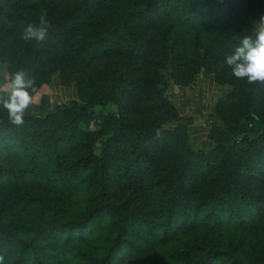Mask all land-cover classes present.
Listing matches in <instances>:
<instances>
[{"label":"trees","instance_id":"16d2710c","mask_svg":"<svg viewBox=\"0 0 264 264\" xmlns=\"http://www.w3.org/2000/svg\"><path fill=\"white\" fill-rule=\"evenodd\" d=\"M261 18L264 0H0V98L18 71L35 88L22 126L0 106L4 264H264V82L225 63ZM199 75L230 88L209 148L202 106L170 93Z\"/></svg>","mask_w":264,"mask_h":264},{"label":"clouds","instance_id":"9594fccd","mask_svg":"<svg viewBox=\"0 0 264 264\" xmlns=\"http://www.w3.org/2000/svg\"><path fill=\"white\" fill-rule=\"evenodd\" d=\"M50 26L47 13L42 11L39 16V26L27 25L21 34V39L25 42L35 40L43 43ZM240 43L241 46L225 58V63L231 66L232 74L237 79L246 78L250 84L264 82V18H261L255 39L244 36ZM7 88L9 95L7 99L0 98V106L6 110L11 124L22 126L26 113L35 103V97L29 91V89L35 91L34 81L26 78L23 71H18L8 82ZM161 133L162 130H157L156 135L160 136ZM0 264H4L3 256H0Z\"/></svg>","mask_w":264,"mask_h":264},{"label":"crops","instance_id":"0c3cea01","mask_svg":"<svg viewBox=\"0 0 264 264\" xmlns=\"http://www.w3.org/2000/svg\"><path fill=\"white\" fill-rule=\"evenodd\" d=\"M7 66L5 62L0 61V89L4 88L6 85L7 78ZM201 87L203 92L206 93V101L202 104V117L203 123L202 127H196L193 124L192 141L194 146L209 148L211 146L210 141L206 137V127L210 120L209 114L213 111L216 102L225 96V94L230 90L229 86L219 85L214 81L212 75L209 76H197L195 79L187 86H173L175 92L177 93V100L175 103L180 112L185 113L190 107H192L193 100V89H199ZM177 88V89H176ZM59 92L55 100H61V102H67L68 100L76 98V91L74 86H59ZM199 91V90H198ZM193 92V93H192ZM192 93V95H191ZM35 107V105H33Z\"/></svg>","mask_w":264,"mask_h":264},{"label":"rangeland","instance_id":"374dc122","mask_svg":"<svg viewBox=\"0 0 264 264\" xmlns=\"http://www.w3.org/2000/svg\"><path fill=\"white\" fill-rule=\"evenodd\" d=\"M172 87L170 88V93H171L172 97L174 98V100H177V93L175 92L174 88H172ZM176 87H177V85H176ZM58 88H59V85H57V83L54 82V87L51 90H48L49 91V95H51V97H53L54 99L57 97V93L59 92V89ZM193 92H194V94H193V100H194V102H192L191 105H192L193 108H197V107L200 108L202 106V104L204 103V101H206V99H207L206 98V93L203 92V89L201 87H199V89L194 88L193 89ZM192 93H191V95H192ZM57 102H61V100L58 99ZM111 108L114 109V107H111L109 105V106H106V107L101 108V109L106 113ZM98 109L96 108L95 110H98ZM206 119L209 120L208 116H207ZM202 123H203V117L198 119V122L196 124V127H202ZM98 150L99 149L96 148V151H98Z\"/></svg>","mask_w":264,"mask_h":264}]
</instances>
